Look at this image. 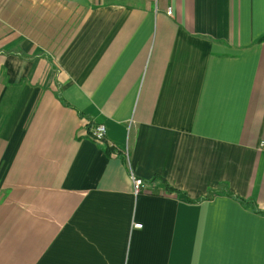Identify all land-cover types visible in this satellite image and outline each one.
<instances>
[{
    "label": "crops",
    "instance_id": "crops-1",
    "mask_svg": "<svg viewBox=\"0 0 264 264\" xmlns=\"http://www.w3.org/2000/svg\"><path fill=\"white\" fill-rule=\"evenodd\" d=\"M9 1L0 264H264V0Z\"/></svg>",
    "mask_w": 264,
    "mask_h": 264
},
{
    "label": "built area",
    "instance_id": "built-area-1",
    "mask_svg": "<svg viewBox=\"0 0 264 264\" xmlns=\"http://www.w3.org/2000/svg\"><path fill=\"white\" fill-rule=\"evenodd\" d=\"M171 14V11L169 10V15ZM89 137L97 142V143H103L106 141L107 137V128L104 125H98V126H93L90 129L89 132ZM133 184H134V190L136 194H139L140 192L146 190L148 188V185L146 184L145 181L141 179H137L133 177ZM136 228H142L141 224L135 225Z\"/></svg>",
    "mask_w": 264,
    "mask_h": 264
},
{
    "label": "rangeland",
    "instance_id": "rangeland-1",
    "mask_svg": "<svg viewBox=\"0 0 264 264\" xmlns=\"http://www.w3.org/2000/svg\"><path fill=\"white\" fill-rule=\"evenodd\" d=\"M10 2L9 0H0V9L3 11V8H2V6L4 5V2ZM12 3H13V0L11 1ZM12 5L10 4V6L9 7H11ZM21 6H23V7H26L27 5H26V2L25 3H23V4H21V5H17L15 8H20L21 9ZM170 11H172L171 9H169ZM169 10H168V15H169ZM7 12V11H6ZM172 13V12H171ZM171 15V14H170ZM4 16L3 15H1V17H0V34H2V33H5V32H7V30H6V28H3V26H4ZM12 37H8V38H5V40H7V39H11ZM90 130V129H89Z\"/></svg>",
    "mask_w": 264,
    "mask_h": 264
},
{
    "label": "trees",
    "instance_id": "trees-1",
    "mask_svg": "<svg viewBox=\"0 0 264 264\" xmlns=\"http://www.w3.org/2000/svg\"><path fill=\"white\" fill-rule=\"evenodd\" d=\"M62 100V98H60ZM63 101V100H62ZM64 104H66L64 102ZM106 153L108 154H112L114 152V149H112V147H108V146H104ZM118 155H120V153H118ZM165 190L166 193L169 195H180V193L172 188H170L169 186H165Z\"/></svg>",
    "mask_w": 264,
    "mask_h": 264
}]
</instances>
